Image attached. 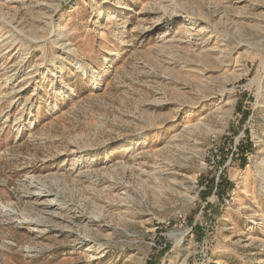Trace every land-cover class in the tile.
Returning a JSON list of instances; mask_svg holds the SVG:
<instances>
[{
	"label": "rangeland",
	"instance_id": "rangeland-1",
	"mask_svg": "<svg viewBox=\"0 0 264 264\" xmlns=\"http://www.w3.org/2000/svg\"><path fill=\"white\" fill-rule=\"evenodd\" d=\"M0 264H264V0H0Z\"/></svg>",
	"mask_w": 264,
	"mask_h": 264
},
{
	"label": "trees",
	"instance_id": "trees-1",
	"mask_svg": "<svg viewBox=\"0 0 264 264\" xmlns=\"http://www.w3.org/2000/svg\"><path fill=\"white\" fill-rule=\"evenodd\" d=\"M214 181H215V177L213 176L209 181H208V183H207V185H208V187H209V192H210V190L212 189V187H213V183H214ZM225 183V181H224V177H223V175H220L219 176V180H218V182L216 183V190H215V192H217L216 194H220V191H221V189H222V186H223V184ZM211 188V189H210Z\"/></svg>",
	"mask_w": 264,
	"mask_h": 264
}]
</instances>
